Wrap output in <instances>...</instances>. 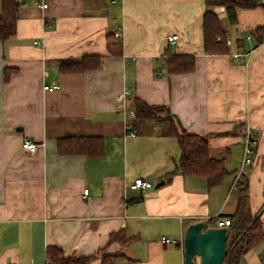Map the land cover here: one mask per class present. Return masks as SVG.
I'll list each match as a JSON object with an SVG mask.
<instances>
[{"label": "crops", "instance_id": "obj_1", "mask_svg": "<svg viewBox=\"0 0 264 264\" xmlns=\"http://www.w3.org/2000/svg\"><path fill=\"white\" fill-rule=\"evenodd\" d=\"M215 10L233 41L229 53L204 49L205 0L19 3L15 34L0 40V264H47L52 244L69 256L103 248L124 254L115 264H185L187 226L236 212L230 187L248 126L260 136L244 179L264 232V47L247 62L231 57L256 46L264 7L238 9L233 25L223 6ZM173 33L179 39L172 51L195 55L190 73L170 75L162 62ZM92 55L102 57L95 69H60ZM6 69H13L8 80ZM135 97L168 105L187 132L206 136L229 175L213 187L181 172L166 179L177 169L178 140L156 121L128 117ZM65 136H101L103 154L62 155L57 140ZM25 139L38 150L24 149ZM137 177L153 187L132 189ZM121 230L131 242L110 244L111 233ZM238 264H264V240Z\"/></svg>", "mask_w": 264, "mask_h": 264}, {"label": "trees", "instance_id": "obj_2", "mask_svg": "<svg viewBox=\"0 0 264 264\" xmlns=\"http://www.w3.org/2000/svg\"><path fill=\"white\" fill-rule=\"evenodd\" d=\"M206 11L203 17L204 49L207 53H229L230 46L226 44L229 34L226 31L223 20L215 8L223 6L226 10L228 23H237L238 9H251L258 6L264 7V0H205ZM19 18V3L16 0H1L0 10V40L6 41L16 32ZM257 44L262 40L264 27L256 30ZM116 36L115 34H113ZM221 38V40H218ZM100 55L86 56L81 62L63 64L62 72L85 71L95 69L101 64ZM162 62L170 75L190 73L196 68L194 54H178L166 49L162 56ZM13 69L5 70V80ZM159 75V69L156 70ZM134 108L135 120H153L163 127V132L174 136L179 143L180 157L177 169L167 174L170 179L175 172L184 175H193L206 180L208 186L213 187L222 182L229 171L224 159L214 158L210 154L208 138L204 135L187 132L172 113L168 105L150 104L147 101L135 97L130 101ZM58 152L62 155L85 154L88 156H100L104 150V139L101 136H65L57 140ZM235 194L238 197L237 209L229 217L232 221L229 226L227 239V253L222 264H238L243 255L255 245L264 240L261 214L253 213L250 204L249 186L246 179L243 180ZM264 208V207H263ZM262 208V209H263ZM222 217V216H220ZM224 217V216H223ZM208 223L215 224V220ZM133 238L128 237L124 230L113 232L109 243H118L126 246ZM99 258V264H115L125 258L124 254L107 253L106 248L88 256H69L58 245H48L46 250L47 264H92Z\"/></svg>", "mask_w": 264, "mask_h": 264}, {"label": "built area", "instance_id": "obj_3", "mask_svg": "<svg viewBox=\"0 0 264 264\" xmlns=\"http://www.w3.org/2000/svg\"><path fill=\"white\" fill-rule=\"evenodd\" d=\"M18 3H21L22 0H16ZM119 0H112V3H116ZM41 6L47 7V3H42ZM116 36H121V33L118 31L115 33ZM248 40L252 38V34H248L246 37ZM168 43L170 46L176 45L179 35L177 33L168 34L166 37ZM218 40H221V38H218ZM38 42V41H36ZM226 44L231 46L233 44V41L230 37L226 38ZM264 47V34L262 37V40L256 45L255 47H252L250 50H237L233 53H231V57L235 61L244 60L247 62L252 54H254L259 48ZM59 85H45L44 88L46 90H54L57 89ZM130 118L136 117L135 110H130L129 116ZM127 130L131 131V135L135 136L136 133L132 131V125L130 123H127ZM259 136L260 131H257L254 133V130L250 126L247 127L246 132L244 134V148H243V157L241 161V165L239 170L236 173V176L234 178V181L230 187V192H234L239 189L241 183L244 180V174L246 171L247 166H250L254 162L256 149L259 143ZM22 147L26 150H29L30 152H35L39 148V144L34 142L30 139H25L22 143ZM130 187L132 189H141V190H147L151 187H153V183L150 180H146L142 177H137L135 180L130 183ZM89 189H84V195H88ZM232 221L229 217H215V224L216 226L220 227H228L231 225ZM163 242H171L174 240H170L166 236L162 237Z\"/></svg>", "mask_w": 264, "mask_h": 264}, {"label": "water", "instance_id": "obj_4", "mask_svg": "<svg viewBox=\"0 0 264 264\" xmlns=\"http://www.w3.org/2000/svg\"><path fill=\"white\" fill-rule=\"evenodd\" d=\"M228 234V227L209 226L204 220L191 222L183 239L185 264H196L198 257L202 264H222L227 253Z\"/></svg>", "mask_w": 264, "mask_h": 264}, {"label": "rangeland", "instance_id": "obj_5", "mask_svg": "<svg viewBox=\"0 0 264 264\" xmlns=\"http://www.w3.org/2000/svg\"><path fill=\"white\" fill-rule=\"evenodd\" d=\"M208 224V223H207ZM209 225V224H208ZM209 226H216V224L214 225V224H212V225H209ZM196 264H202L201 262H200V259H199V257H198V259H197V263Z\"/></svg>", "mask_w": 264, "mask_h": 264}]
</instances>
